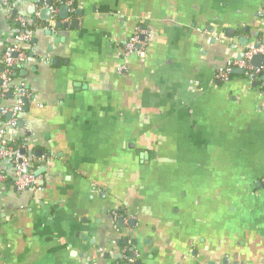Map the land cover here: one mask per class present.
I'll list each match as a JSON object with an SVG mask.
<instances>
[{
  "label": "crops",
  "instance_id": "1",
  "mask_svg": "<svg viewBox=\"0 0 264 264\" xmlns=\"http://www.w3.org/2000/svg\"><path fill=\"white\" fill-rule=\"evenodd\" d=\"M45 1L58 13L23 46L15 128L0 95V143L24 144L43 190L3 172L0 264H264V76L217 78L264 48V0ZM14 2L0 74L14 17L46 23ZM137 27L150 39L127 55Z\"/></svg>",
  "mask_w": 264,
  "mask_h": 264
},
{
  "label": "built area",
  "instance_id": "2",
  "mask_svg": "<svg viewBox=\"0 0 264 264\" xmlns=\"http://www.w3.org/2000/svg\"><path fill=\"white\" fill-rule=\"evenodd\" d=\"M15 0H0V5L6 8L12 16L16 9ZM36 8L41 10L48 8L50 11V20L45 21V25L35 28L32 17L16 16L14 22L17 25V33L13 35V41L6 44L3 52V69L0 74V95L2 98L12 96L13 105L7 109H3L2 113L12 115L11 119L5 123V128H15L18 124L19 115L22 113L26 100L29 99L30 93L25 82L15 83L14 75L17 70L27 61V55L23 46L28 43L34 36L36 29L50 28L52 21L58 13L57 5H49L48 7L41 4L45 0H33ZM150 32L137 27L136 33L130 38L126 44L125 53L143 54L150 39ZM264 56V48H256L255 46L247 47L243 60H232L230 65L224 70L217 73V78L221 81H229L234 69H241L244 74L252 81L260 80L264 76V62L260 67H254L251 64L252 59L257 56ZM264 89V82L262 83ZM5 135L6 130L0 131ZM35 160L26 153L24 144L6 141L3 139L0 143V180L5 179L3 175L5 170L10 171V178L13 180L17 192L22 193L28 190H43L41 177L35 174ZM264 186V176L261 178ZM124 264H136V256H130L128 253L122 255Z\"/></svg>",
  "mask_w": 264,
  "mask_h": 264
},
{
  "label": "water",
  "instance_id": "3",
  "mask_svg": "<svg viewBox=\"0 0 264 264\" xmlns=\"http://www.w3.org/2000/svg\"><path fill=\"white\" fill-rule=\"evenodd\" d=\"M61 1H63V2H65V0H61ZM45 3L46 4H48V5H51V1H41V4L42 5H45ZM68 9V6H66V5H64L63 6V9ZM40 16L43 18V20H45V21H47V20H50L51 18H50V16H51V14H50V11H49V9L48 8H44V9H42L41 10V12H40ZM57 27H58V24H57ZM48 32H49V34H52V32H51V30H48ZM261 47V45H257L256 46V48H260ZM264 58L262 57V56H260V55H257V56H255L253 59H252V63L253 64H255V65H259V64H261L262 63V61L261 60H263ZM261 61V63H259ZM233 72L235 73V74H244V71L243 70H241V69H234L233 70ZM26 102H27V100H26Z\"/></svg>",
  "mask_w": 264,
  "mask_h": 264
}]
</instances>
